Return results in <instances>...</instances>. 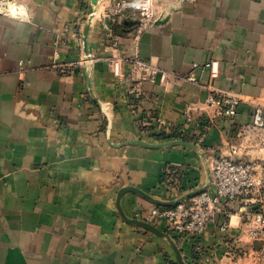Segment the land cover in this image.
I'll return each mask as SVG.
<instances>
[{
	"label": "crops",
	"instance_id": "crops-1",
	"mask_svg": "<svg viewBox=\"0 0 264 264\" xmlns=\"http://www.w3.org/2000/svg\"><path fill=\"white\" fill-rule=\"evenodd\" d=\"M117 1L2 5L24 15L0 13V264H190L194 252L195 264H249L234 206L199 237L176 239L152 221L151 198L209 187L213 158L228 154L256 164L263 182L248 206L264 210V125L252 119L264 108V0H124L108 22L112 45L102 14ZM143 13L152 22L138 32ZM211 58L213 80L202 66ZM136 60L168 78L148 80ZM193 63L197 84L184 79ZM216 89L236 98L232 119L208 103ZM167 170L177 186L165 185Z\"/></svg>",
	"mask_w": 264,
	"mask_h": 264
},
{
	"label": "built area",
	"instance_id": "built-area-1",
	"mask_svg": "<svg viewBox=\"0 0 264 264\" xmlns=\"http://www.w3.org/2000/svg\"><path fill=\"white\" fill-rule=\"evenodd\" d=\"M14 4V3H11ZM125 1L120 0L109 4L106 11L102 14L104 20L102 27L104 35L112 45H116L117 36L113 33L112 27L108 22L114 21L123 11ZM15 5V4H14ZM152 22L149 14L143 13L139 18L138 32H141ZM138 68L144 72L148 80L164 82L168 78V73L150 65L144 60H136ZM54 66L58 63L54 62ZM68 64H60L61 69L68 68ZM207 71L210 80L219 75V62L211 58L202 65ZM111 68L114 76L123 78L121 73V60L119 57L111 59ZM199 68V64L193 63L191 71L184 76V79L191 83H198L194 70ZM208 86V85H207ZM140 88L133 84L128 89V94L134 97L139 96ZM207 101L214 106L217 115L224 119H232L237 112V100L226 92L213 90ZM253 124L262 127L264 125V108L255 106L252 111ZM155 125L160 120H156ZM151 125V123H150ZM156 125V126H157ZM165 177L166 183L173 186L178 185V172L167 170ZM262 174H258L256 164L252 161L237 160L228 154L215 156L210 167L211 185L202 188L197 194L185 198L174 205L162 206L155 205L152 209V221L161 224L164 231L176 239L199 237L206 226L215 220L218 214L226 217L231 215L230 206H234L235 212L245 217V234L251 242L254 254L249 264H264V210L252 211L248 202L253 192L262 184ZM178 194V193H177ZM169 194L164 200L173 198ZM229 229L228 221L220 225V230L225 233ZM198 254L194 252L190 264H195Z\"/></svg>",
	"mask_w": 264,
	"mask_h": 264
},
{
	"label": "water",
	"instance_id": "water-1",
	"mask_svg": "<svg viewBox=\"0 0 264 264\" xmlns=\"http://www.w3.org/2000/svg\"><path fill=\"white\" fill-rule=\"evenodd\" d=\"M92 1H93V3L95 2V0H92ZM82 39H83V47H84V51H86V42H85V38H84V36L82 37ZM148 145H149V144H148ZM209 171H210V170H209ZM209 176H210V173H209ZM128 189H132V188H130V187H124V188L121 189V191H120L119 194L121 195V193H122L124 190H128ZM201 189H202V188H200V189H198V190L190 191V192H185V193H183V194H180V195L175 196V197H173V198H171V199H168V200L159 199V198H151V200H152L153 204H155V205L171 206V205H174V204H176L177 202H179V201H181V200H183V199H185V198H188V197H190V196H193V195L197 194ZM119 212H120V214H121V215H122L127 221H129V222H131V223H133V224H137V225L143 226V227H145V228H149V229L156 230V229L154 228V226L151 225V224H149L148 222L141 221V220L134 219V218L129 219V218L125 217L124 214H123V212H122V210H121L120 208H119ZM156 231H159V230L157 229ZM159 232H160L161 234L165 235L167 238H171V236H170L168 233H166L165 231H159ZM179 264H185V263H184L183 260L180 259V260H179Z\"/></svg>",
	"mask_w": 264,
	"mask_h": 264
},
{
	"label": "clouds",
	"instance_id": "clouds-1",
	"mask_svg": "<svg viewBox=\"0 0 264 264\" xmlns=\"http://www.w3.org/2000/svg\"><path fill=\"white\" fill-rule=\"evenodd\" d=\"M5 3H7V0H0V13H6L12 16L24 15L22 8H18L16 5L11 3H9L7 9H5V7L2 6ZM136 6L139 7V4H137Z\"/></svg>",
	"mask_w": 264,
	"mask_h": 264
},
{
	"label": "trees",
	"instance_id": "trees-1",
	"mask_svg": "<svg viewBox=\"0 0 264 264\" xmlns=\"http://www.w3.org/2000/svg\"><path fill=\"white\" fill-rule=\"evenodd\" d=\"M150 127H153V126H150Z\"/></svg>",
	"mask_w": 264,
	"mask_h": 264
}]
</instances>
